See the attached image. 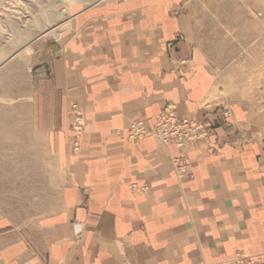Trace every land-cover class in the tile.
<instances>
[{
  "label": "crops",
  "instance_id": "obj_1",
  "mask_svg": "<svg viewBox=\"0 0 264 264\" xmlns=\"http://www.w3.org/2000/svg\"><path fill=\"white\" fill-rule=\"evenodd\" d=\"M192 11L191 0H123L83 14L74 35L41 52L26 120H3L19 130L0 139V173L37 176L46 189L49 153L56 194L49 202L42 196L49 214L11 223L6 213L0 264L264 258V103L233 106L225 98ZM71 102L85 119L76 153L66 131ZM167 104L180 118H206L210 137L181 151L152 135L127 140L132 121L151 128ZM229 106L232 116L224 118ZM174 156L188 161L182 178ZM7 182L0 188L15 187Z\"/></svg>",
  "mask_w": 264,
  "mask_h": 264
},
{
  "label": "rangeland",
  "instance_id": "obj_2",
  "mask_svg": "<svg viewBox=\"0 0 264 264\" xmlns=\"http://www.w3.org/2000/svg\"><path fill=\"white\" fill-rule=\"evenodd\" d=\"M122 1L0 0V139L7 130H19L18 125H6L3 121L5 118L26 120L28 94L40 76L34 62L41 52L74 35V21L83 14L100 12L106 6ZM191 5L199 28V46L215 70L216 86L233 106L263 104L264 0H191ZM47 13L52 15L49 23L45 22ZM50 25H54L53 30ZM50 75V70L46 69L44 77ZM73 104L78 106L75 102L69 104L66 131L71 152L76 153L79 149L74 151L71 144L70 109ZM227 108L232 112L231 106ZM82 114L85 132L83 111ZM55 176L54 161L49 153L46 189H39L37 176H32L30 181H23L22 174L15 173L13 179L12 173L9 177L7 173H0V183L14 181L15 184L14 188H0V221H6L7 212L12 215L10 219L15 217L11 223L18 221V218H37L49 214L51 204L48 202L56 194ZM45 191L46 205L40 204Z\"/></svg>",
  "mask_w": 264,
  "mask_h": 264
},
{
  "label": "built area",
  "instance_id": "obj_3",
  "mask_svg": "<svg viewBox=\"0 0 264 264\" xmlns=\"http://www.w3.org/2000/svg\"><path fill=\"white\" fill-rule=\"evenodd\" d=\"M223 117L231 118L232 112L223 108ZM72 148L79 149L80 140L84 133L83 114L80 108L73 104L70 109ZM212 127L206 118L201 120L180 118L173 105L167 104L155 116L151 128L143 122L132 121L125 129L128 141L137 143L147 136H154L162 145L172 146L176 150H185L206 141L212 134ZM176 177L182 178L187 172L188 161L183 156H174L171 160ZM221 264H264L262 257H249L239 252Z\"/></svg>",
  "mask_w": 264,
  "mask_h": 264
},
{
  "label": "bare ground",
  "instance_id": "obj_4",
  "mask_svg": "<svg viewBox=\"0 0 264 264\" xmlns=\"http://www.w3.org/2000/svg\"><path fill=\"white\" fill-rule=\"evenodd\" d=\"M1 12V11H0ZM2 13V12H1ZM50 21H52V15L51 14H46L45 15V22L49 23ZM52 26V29H54V25H50Z\"/></svg>",
  "mask_w": 264,
  "mask_h": 264
}]
</instances>
